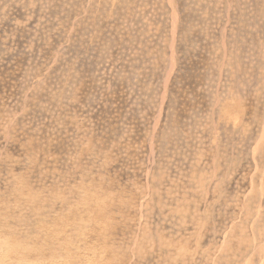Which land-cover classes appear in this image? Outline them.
<instances>
[{
    "label": "rangeland",
    "instance_id": "rangeland-1",
    "mask_svg": "<svg viewBox=\"0 0 264 264\" xmlns=\"http://www.w3.org/2000/svg\"><path fill=\"white\" fill-rule=\"evenodd\" d=\"M0 264H264V0H0Z\"/></svg>",
    "mask_w": 264,
    "mask_h": 264
}]
</instances>
